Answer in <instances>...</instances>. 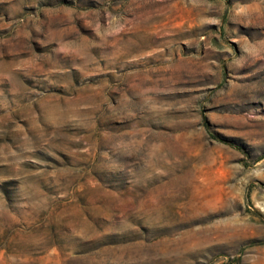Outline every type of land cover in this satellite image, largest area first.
Masks as SVG:
<instances>
[{
	"label": "rangeland",
	"instance_id": "1",
	"mask_svg": "<svg viewBox=\"0 0 264 264\" xmlns=\"http://www.w3.org/2000/svg\"><path fill=\"white\" fill-rule=\"evenodd\" d=\"M0 264H264V0H0Z\"/></svg>",
	"mask_w": 264,
	"mask_h": 264
}]
</instances>
